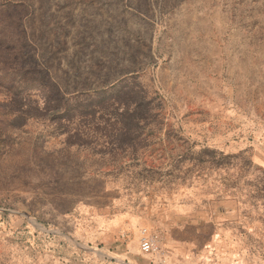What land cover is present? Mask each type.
I'll return each mask as SVG.
<instances>
[{
    "label": "rangeland",
    "instance_id": "obj_1",
    "mask_svg": "<svg viewBox=\"0 0 264 264\" xmlns=\"http://www.w3.org/2000/svg\"><path fill=\"white\" fill-rule=\"evenodd\" d=\"M0 264H264V0H0Z\"/></svg>",
    "mask_w": 264,
    "mask_h": 264
},
{
    "label": "built area",
    "instance_id": "obj_2",
    "mask_svg": "<svg viewBox=\"0 0 264 264\" xmlns=\"http://www.w3.org/2000/svg\"><path fill=\"white\" fill-rule=\"evenodd\" d=\"M139 250L143 254L155 253L162 255V249L159 244V234L145 227L139 230Z\"/></svg>",
    "mask_w": 264,
    "mask_h": 264
}]
</instances>
